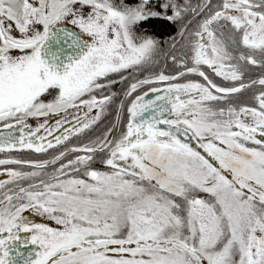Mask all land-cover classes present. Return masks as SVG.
<instances>
[{
	"label": "snow or ice",
	"instance_id": "1",
	"mask_svg": "<svg viewBox=\"0 0 264 264\" xmlns=\"http://www.w3.org/2000/svg\"><path fill=\"white\" fill-rule=\"evenodd\" d=\"M0 153V264H264V0H0Z\"/></svg>",
	"mask_w": 264,
	"mask_h": 264
},
{
	"label": "flooded vegetation",
	"instance_id": "2",
	"mask_svg": "<svg viewBox=\"0 0 264 264\" xmlns=\"http://www.w3.org/2000/svg\"><path fill=\"white\" fill-rule=\"evenodd\" d=\"M49 151H51V150H49ZM13 154L14 155H19L21 158H42L41 154H34V153L31 152V150H22L19 153H17L15 150H13ZM0 158H4V154L3 153H0ZM97 166H100V165L97 164ZM3 167L4 166H0V168H3ZM0 179H6V175L0 174ZM26 214L29 215L30 218L36 220V222H47V221H44L40 217H32L31 214H29V213H26Z\"/></svg>",
	"mask_w": 264,
	"mask_h": 264
},
{
	"label": "trees",
	"instance_id": "3",
	"mask_svg": "<svg viewBox=\"0 0 264 264\" xmlns=\"http://www.w3.org/2000/svg\"><path fill=\"white\" fill-rule=\"evenodd\" d=\"M194 2H195V0H194ZM164 32H165L167 35H171V34H173V29H172L171 27H167V26H165ZM155 34H156L157 36H161V35H162L161 31H159V30H156V31H155ZM166 71H167V72H172V71H174V70L171 69V68H169V69H166Z\"/></svg>",
	"mask_w": 264,
	"mask_h": 264
},
{
	"label": "rangeland",
	"instance_id": "4",
	"mask_svg": "<svg viewBox=\"0 0 264 264\" xmlns=\"http://www.w3.org/2000/svg\"><path fill=\"white\" fill-rule=\"evenodd\" d=\"M96 167H100V166H97V165H95Z\"/></svg>",
	"mask_w": 264,
	"mask_h": 264
}]
</instances>
